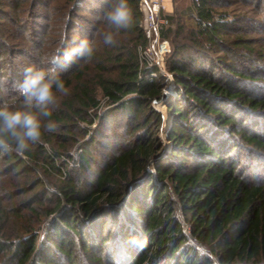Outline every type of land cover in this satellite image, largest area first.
Wrapping results in <instances>:
<instances>
[{"label": "trees", "instance_id": "trees-1", "mask_svg": "<svg viewBox=\"0 0 264 264\" xmlns=\"http://www.w3.org/2000/svg\"><path fill=\"white\" fill-rule=\"evenodd\" d=\"M129 3L133 28L107 46L97 17L109 0H0V75L10 80L0 101L12 102L11 80L65 34L96 48L59 70L70 94L55 131L0 155V264H264V182L244 175L264 161V0H197L162 15L173 90L163 155L151 103L167 82L147 78L143 13ZM98 94L129 132L99 162L94 139L74 158L80 122L100 119ZM48 172L59 180L51 189Z\"/></svg>", "mask_w": 264, "mask_h": 264}, {"label": "clouds", "instance_id": "clouds-1", "mask_svg": "<svg viewBox=\"0 0 264 264\" xmlns=\"http://www.w3.org/2000/svg\"><path fill=\"white\" fill-rule=\"evenodd\" d=\"M105 26L104 45L115 46L117 36L133 28V11L129 0H109L108 7L97 17ZM96 48L88 38L69 39L67 34L53 51L39 52L34 63L23 68L19 78L11 80L15 95L12 102L0 101V155L23 153L39 142L44 132L55 131L52 116L60 97L70 94L60 69L78 60L90 62ZM9 76L0 75V93L9 91Z\"/></svg>", "mask_w": 264, "mask_h": 264}, {"label": "rangeland", "instance_id": "rangeland-1", "mask_svg": "<svg viewBox=\"0 0 264 264\" xmlns=\"http://www.w3.org/2000/svg\"><path fill=\"white\" fill-rule=\"evenodd\" d=\"M190 3V0H170L169 8L162 12L161 18H163L162 15L172 13V11L179 12L183 10ZM233 7L234 6H232L231 8ZM248 8L250 7L246 6L245 10H248ZM250 14L258 19L262 16L258 8H256V11L252 10V13ZM169 85L170 84H167L163 89V93H165L164 99H161L158 102L151 103V108L158 111L161 117V122L156 130L155 136L158 139L159 145L161 146L160 154L162 155L165 154L171 146V142L168 139L170 116L166 110L165 103V100L170 99L173 95L171 89H167ZM64 97L66 96L60 97V101ZM98 98L100 99V108L96 110V114L100 116V119H97L95 115H93L92 118L94 120H92L91 124L88 125L85 122H80L79 126L81 127L82 131L78 133L75 145L70 149V152L74 158H78L81 151L79 149V144L86 142L89 143L93 139L96 141V143L92 145L90 149L93 152V157L94 159H96V162H99L102 157H108L114 153V149H112L114 148V145H112L113 142H120L118 145L119 148L121 147V144L124 143L120 140L121 138H123V136H126V130L128 131V129H126L128 127L126 126V119L122 118V116H120V113H117L115 111V107L113 108V106H108L105 99L102 98L100 94H98ZM103 116H105V118L107 119L103 120ZM112 118H114V120ZM116 138L118 139L116 140ZM243 158L244 157L241 158V162H244ZM247 163L248 165L245 166L246 172L244 175L251 174L254 177L256 176L257 178H260L264 182V161L260 162V164L262 163L260 167H258L256 162H254L253 164L252 162ZM67 164L72 165L70 160ZM41 176L43 180H45L47 187H49L50 189L54 186V184H59L58 177L54 174V172L44 173L43 175L41 174ZM183 227L187 228L188 225L186 223H183Z\"/></svg>", "mask_w": 264, "mask_h": 264}, {"label": "built area", "instance_id": "built-area-1", "mask_svg": "<svg viewBox=\"0 0 264 264\" xmlns=\"http://www.w3.org/2000/svg\"><path fill=\"white\" fill-rule=\"evenodd\" d=\"M169 3L170 0H139V8L143 13L141 28L146 39V45L139 48V58L142 66L152 67L147 78L149 80L162 78L170 84L167 89L173 92L172 75L165 67L166 56L170 52V43L160 34L164 24L161 14L169 8Z\"/></svg>", "mask_w": 264, "mask_h": 264}, {"label": "water", "instance_id": "water-1", "mask_svg": "<svg viewBox=\"0 0 264 264\" xmlns=\"http://www.w3.org/2000/svg\"><path fill=\"white\" fill-rule=\"evenodd\" d=\"M165 97V93H162L161 99H164Z\"/></svg>", "mask_w": 264, "mask_h": 264}]
</instances>
